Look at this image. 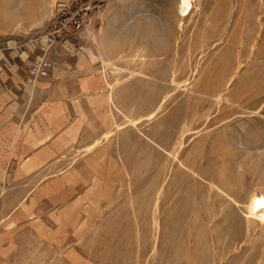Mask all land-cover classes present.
Segmentation results:
<instances>
[{
  "label": "rangeland",
  "instance_id": "1",
  "mask_svg": "<svg viewBox=\"0 0 264 264\" xmlns=\"http://www.w3.org/2000/svg\"><path fill=\"white\" fill-rule=\"evenodd\" d=\"M119 1V22L101 32L98 20L85 45L118 41L98 56L100 74L110 60L113 103L105 86L86 133L60 139L55 166L39 173L65 176L76 196L22 204L18 226L0 225V264H264V223L248 209L264 192V0ZM7 30L13 40L27 29ZM29 33L0 39V51L27 63ZM20 77L16 110L35 83Z\"/></svg>",
  "mask_w": 264,
  "mask_h": 264
},
{
  "label": "crops",
  "instance_id": "2",
  "mask_svg": "<svg viewBox=\"0 0 264 264\" xmlns=\"http://www.w3.org/2000/svg\"><path fill=\"white\" fill-rule=\"evenodd\" d=\"M51 2L0 0V12H3L0 17V39L19 43L30 32L28 29L43 27L51 12ZM118 2L121 1L109 0L103 8L100 14L101 32L119 22L122 12ZM16 26L27 30L21 37L15 36L12 40L9 38L11 35H7V29ZM92 39L78 41L74 50H65L59 45L51 48L44 57L43 74L35 75L29 69L35 77V83L31 85L33 94L32 98L19 101V110L12 102V92L16 91L17 86L27 90V83L20 76L30 77V74L24 73L21 65L31 67L36 54L28 48L33 57L28 55L27 63L22 59L20 65L13 59L19 50H16L18 53L8 49L0 51V189H8L0 196V208L7 202L14 205L6 214L0 215V225L9 226L3 227L4 231L18 226L20 220L15 223L11 219L18 218L12 216L18 214L24 203L38 205L35 208L39 211L41 205L51 208L76 196L75 185L66 183L65 176H41L39 173L44 166H55L53 163L61 149L59 140L70 136L76 139L82 137L86 133L84 123L91 122V110L106 101L105 83L106 79L112 80V75L106 73L105 78L100 75L98 56L113 57L118 41L114 38L107 41L106 37L99 36L98 49L106 43H116V46L101 52L85 46L93 47L95 36ZM63 50L67 54L66 60L60 59L63 55L55 57ZM25 108L30 110L24 112ZM13 187L20 189L19 192L22 190L14 199L11 196ZM27 187L28 191L24 189Z\"/></svg>",
  "mask_w": 264,
  "mask_h": 264
},
{
  "label": "built area",
  "instance_id": "3",
  "mask_svg": "<svg viewBox=\"0 0 264 264\" xmlns=\"http://www.w3.org/2000/svg\"><path fill=\"white\" fill-rule=\"evenodd\" d=\"M108 1L55 0L44 26L28 34V47L36 54L32 64L34 74H43L44 57L54 46L74 50L78 41H90L91 25L100 20Z\"/></svg>",
  "mask_w": 264,
  "mask_h": 264
},
{
  "label": "bare ground",
  "instance_id": "4",
  "mask_svg": "<svg viewBox=\"0 0 264 264\" xmlns=\"http://www.w3.org/2000/svg\"><path fill=\"white\" fill-rule=\"evenodd\" d=\"M180 26V25H179ZM109 59V58H108ZM108 59H105L102 61V72H101V76L105 78V69L107 66L110 65V60ZM103 79V78H102ZM105 86L108 88V94H107V97H108V100L113 103V99H112V90H113V87L114 85H111L109 83H105ZM168 97V95L166 97H164L160 103V105L158 106L157 110L161 107L162 103L166 100V98ZM157 110L153 111L152 113H150L147 117V119L149 118H152V116L157 112ZM96 146L95 143H93L92 145H89L87 147V151H90L91 149H93L94 147ZM86 151V152H87ZM213 189H215V191H217L220 195H222V197L224 196L225 198H227L228 200H231L232 202L236 203V201L231 197L229 196L226 192H224L221 188H219L218 186L216 185H213L212 186ZM223 197V198H224ZM261 198H264V192H259V193H256L252 196V199H251V203L248 205V209H254L255 210V214L257 215V217L259 218V220L261 222L264 223V207H260L259 205H257L255 203V201L261 199ZM247 207V206H245Z\"/></svg>",
  "mask_w": 264,
  "mask_h": 264
},
{
  "label": "snow or ice",
  "instance_id": "5",
  "mask_svg": "<svg viewBox=\"0 0 264 264\" xmlns=\"http://www.w3.org/2000/svg\"><path fill=\"white\" fill-rule=\"evenodd\" d=\"M255 203L257 205H259L260 207H264V198H261V199L255 201Z\"/></svg>",
  "mask_w": 264,
  "mask_h": 264
}]
</instances>
